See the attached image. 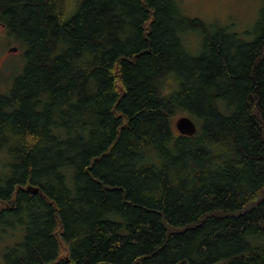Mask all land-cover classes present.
<instances>
[{
    "label": "trees",
    "instance_id": "16d2710c",
    "mask_svg": "<svg viewBox=\"0 0 264 264\" xmlns=\"http://www.w3.org/2000/svg\"><path fill=\"white\" fill-rule=\"evenodd\" d=\"M0 26V264H264V0L240 34L177 0H0Z\"/></svg>",
    "mask_w": 264,
    "mask_h": 264
},
{
    "label": "rangeland",
    "instance_id": "374dc122",
    "mask_svg": "<svg viewBox=\"0 0 264 264\" xmlns=\"http://www.w3.org/2000/svg\"><path fill=\"white\" fill-rule=\"evenodd\" d=\"M177 3L187 17L197 18L210 25L219 22L240 34L253 32L263 0H177ZM253 37L251 35L244 39L249 41ZM12 48H17V51L10 52ZM23 63L22 50L0 26V94L8 92L14 79L21 73ZM7 245L4 239L0 240V263Z\"/></svg>",
    "mask_w": 264,
    "mask_h": 264
},
{
    "label": "water",
    "instance_id": "95a60500",
    "mask_svg": "<svg viewBox=\"0 0 264 264\" xmlns=\"http://www.w3.org/2000/svg\"><path fill=\"white\" fill-rule=\"evenodd\" d=\"M9 51L16 52L17 48H12ZM174 126L176 131L182 136H193L196 133V125L194 121L187 116L177 118Z\"/></svg>",
    "mask_w": 264,
    "mask_h": 264
}]
</instances>
